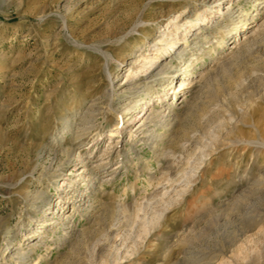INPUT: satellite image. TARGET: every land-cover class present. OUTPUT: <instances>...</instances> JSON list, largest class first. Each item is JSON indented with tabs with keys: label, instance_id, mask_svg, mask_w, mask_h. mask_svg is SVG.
Segmentation results:
<instances>
[{
	"label": "rangeland",
	"instance_id": "1",
	"mask_svg": "<svg viewBox=\"0 0 264 264\" xmlns=\"http://www.w3.org/2000/svg\"><path fill=\"white\" fill-rule=\"evenodd\" d=\"M203 1L0 0V264H264L260 0L174 58L144 137L130 114L110 138L107 69L123 83Z\"/></svg>",
	"mask_w": 264,
	"mask_h": 264
},
{
	"label": "bare ground",
	"instance_id": "2",
	"mask_svg": "<svg viewBox=\"0 0 264 264\" xmlns=\"http://www.w3.org/2000/svg\"><path fill=\"white\" fill-rule=\"evenodd\" d=\"M209 1L210 0H204L203 1L202 7H204V8L201 12L200 11L199 12L194 11L191 13V15L187 14L186 12H183L180 15L176 16L175 19H173L172 21H169V23H172V24H171V26H168V24H169L168 23L166 25L165 29L163 30V33L165 34V36H162L161 39H159V40L157 39L158 41L155 42V44L152 46V47H154L155 55L153 57L149 56V57L144 58V60H142V61H145V63L142 64L141 67L138 69H136V67H135L136 71H133L134 67L132 66L133 64H131L132 63L131 62L129 64V69H128V71H130V72L127 75H125V80H124V82L122 81L123 83L119 84L117 82L119 81V77H120L119 74L120 73L122 74V72H127L126 71L127 64L121 63L122 65L119 68L120 73H118V72L113 73L112 71H110V69H107V74H108L107 80L109 82L108 95H109V101H110V108L114 109L117 113H119V114L115 113V114H117L116 116H117L118 120H117V124L115 125V129L110 132V138L121 137V135H122L121 131H120L121 126L119 125L120 118H123V117L126 118L130 114H132L131 118L126 119V121H130L131 119L134 118V120H137L139 122L137 125L138 127L134 131V133L137 132L138 135H140V134L143 135L142 133H145L146 128H144V126L146 125V120H147L146 118H148L150 120V117H149L150 115L148 117L147 116L145 117V115H146L148 110H150V109L153 110L155 108V105H154V107L149 106V104H150L149 99H148L149 96L152 94V92L156 88L161 87L162 85H166V87L170 86L173 83V81L176 80V77L173 78L174 77V71H175V70L173 71V69L175 68V64L173 62L174 58H176V57L180 58V57H182V55L187 53L193 47L198 46L200 43L199 41L201 40L200 38L207 40L208 31L211 28L213 29L215 27L221 26L225 20H229V21L230 20H232V21L237 20L236 23L234 24V27H233V28H235V31L230 32L227 35V36H229V38H234L236 40V38L239 35H241V34H239L240 32L246 31L249 27L252 26L250 24L255 22V20L252 22L248 21L250 19L249 14L246 12L244 13L243 11L242 12L240 11L239 0H227V2L225 4H224V2L226 0H215V1L213 0L214 2H217L219 4L216 6V9H214V10H209L211 8V6L209 4H207V3H210ZM262 4H264V1H261V0L255 4V7L258 11V14H256L257 16L261 12V10L264 8V5L261 6ZM206 6H208V7H206ZM171 27H174L175 28L174 31L177 33L179 32L180 28L184 27V30L182 31L183 33L181 34V36L178 37L176 35L177 37H175V38H171V37L168 38L167 37L168 35L173 34V30H171ZM166 29L168 31L164 32ZM132 50H134V48H132ZM129 52H130V50H129ZM134 52L135 51H133L131 53L133 54ZM136 61L138 62V60H136ZM159 75H161V77L157 78V76H159ZM148 78H153V80H148ZM152 81L153 82L157 81V82L153 83ZM187 88H188V84L186 83V81L184 79L182 81V84L180 85L178 92L177 93L175 92L176 93L175 95H177L178 93H182V92H183L182 94H185ZM92 108H93V106H92ZM167 109H170L169 106L167 107ZM171 111L172 110H170L169 112H171ZM90 114H92V113H90ZM159 115H162V114H159ZM159 115L157 117H159ZM163 117H166V116L164 115ZM93 119H94V117L88 118L89 122H93ZM129 125H130L129 123L125 124V126H127V127ZM91 127H88V128L85 127V128H83V130L84 131L88 130ZM147 129H148V127H147ZM138 131H139V133H138ZM142 137H144V135ZM121 146H122L121 144L116 145L117 149L120 148ZM102 165H104V163H102ZM179 170L180 169H178L177 173L179 172ZM113 174H114V171L111 172L110 175L112 176ZM106 180H107V177H106ZM93 181H94V178H91L89 180V185H91V186H92V184L94 185ZM108 181H110V180H108ZM62 182H64V181H62ZM176 182H177V180H176ZM39 193H41V192H39ZM162 193H164V192H162ZM153 216H155V215H153ZM156 217H157V215H156ZM156 217L154 219H156ZM151 223H153V222H151ZM103 236H105V235H103ZM24 255H25V253L22 252V250H21L19 256L21 258H23ZM12 259H14V258H12Z\"/></svg>",
	"mask_w": 264,
	"mask_h": 264
}]
</instances>
